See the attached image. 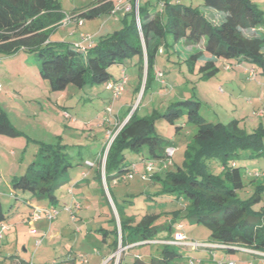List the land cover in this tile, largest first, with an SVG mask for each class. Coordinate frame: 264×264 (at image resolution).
Instances as JSON below:
<instances>
[{"label":"trees","instance_id":"obj_1","mask_svg":"<svg viewBox=\"0 0 264 264\" xmlns=\"http://www.w3.org/2000/svg\"><path fill=\"white\" fill-rule=\"evenodd\" d=\"M125 1L134 6V0ZM156 2L161 6L154 12L147 9L151 5L149 1H145L141 12L138 2V22L133 10L113 14L115 4L112 0H97L80 12L74 11L69 16L74 21L102 15H114L122 21L119 30L98 36L92 45L81 50L72 43L49 41L48 35L65 19L57 0H0V58L20 52L33 55L40 65L39 78L47 81L50 91L54 92L63 91L68 85L82 89L98 84L107 91L105 86L108 83L118 81L111 79L110 67L136 58L139 82L132 91L134 95L140 90L144 66L146 83L150 84L157 72V56L175 47L174 53L182 52V57H177L183 59L187 71L196 74L198 80L214 77L219 70L218 63H223L229 68L252 70L254 78L250 80L259 78L262 84L256 81L257 84L264 85V18L254 0H202L203 7L211 11L208 14L191 5L173 4L167 0ZM250 32L255 34L247 36ZM167 37L172 39L173 45L166 42ZM199 106L195 100H182L171 104L162 114L152 111L146 116H139L135 109L127 120L122 119L109 145L108 142H100L103 154L98 152L99 156L102 158L106 151L103 167L108 187L110 182L121 181L130 171V166L125 163L126 151L137 153L146 147L148 155L140 161H164V151L172 145L158 136L155 129L158 118L172 124L185 110L187 121L196 127L183 152L182 165L152 173L148 180L160 184V190L146 195H164L172 198V203H180L179 207L127 213L133 203L116 205L112 200L118 214L120 233L109 210L113 227L100 230V242L110 254L119 245L127 248V252H122L117 261L115 257L110 258L106 264H188L192 259L185 261L175 247L191 251L208 250L206 259L210 261L216 254L222 253L226 257L236 252L250 256L252 260L264 261L263 189L252 187L257 180L264 181V169L246 165L264 157V123H258L248 132L237 119L226 124L207 122L199 114ZM0 135H19L3 112H0ZM188 149L193 151L192 156L188 155ZM70 159L65 145H43L37 159L27 166L24 174L12 178V190L46 200L45 205L34 208L56 210L59 200L55 193L67 182V173L72 168ZM212 160L219 162L216 172L210 171ZM95 162L88 171L96 180L95 186H100L102 162L101 159L97 165ZM23 201L26 203L28 198H23ZM66 207L62 205V209ZM33 209L25 220L31 218ZM8 220L0 203V224H9ZM184 221L206 228L208 242L191 240L194 245L167 244L175 240L176 234L184 233ZM186 239L189 241L187 236ZM151 244L162 245L155 257L146 259L131 253ZM12 264L25 263L14 259Z\"/></svg>","mask_w":264,"mask_h":264},{"label":"rangeland","instance_id":"obj_2","mask_svg":"<svg viewBox=\"0 0 264 264\" xmlns=\"http://www.w3.org/2000/svg\"><path fill=\"white\" fill-rule=\"evenodd\" d=\"M95 1L97 0H57L65 19L48 35L49 41L84 47L89 43L84 42L82 36H89L94 42L98 36L119 30L122 21L114 15L77 21L69 18L74 11L83 10ZM139 1L141 12L144 11L145 1L151 4L147 7L150 12L159 10L161 6L156 0H137L136 4ZM167 1L198 7L204 14L211 12L203 7L202 0ZM113 2L116 5L118 0ZM254 2L264 18V0ZM138 16L135 15L137 22ZM262 31L264 32V26ZM254 34L250 32L247 36ZM166 42L171 45L174 43L170 37L166 38ZM175 50V47H170L168 52L156 58L159 68L156 71L163 74L164 84L157 81L156 72L154 80L150 84L146 83L144 66L140 90L134 96L132 91L139 82L136 58L125 60L121 65L111 66V79L117 80L124 71L128 81L118 99H113L110 92L103 91L101 84L82 89L68 85L63 91H50L49 83L39 78L40 65L33 55L20 52L14 56L6 55L0 58V112L6 115L9 123L19 132L16 137L0 135V203L9 217V224L17 228L10 236L3 233L0 240V264H12L16 254H19L20 260L25 264H71L72 261L78 264L76 256L79 252L88 261L87 264H104L108 253L104 243L100 242V230H110L113 227L111 214L120 233L118 214L112 200L116 205L133 203L130 209L126 210L127 213L157 210L158 207H179L180 203H172V198L164 195H146L160 190V184L141 181L138 176L144 172L140 159L148 155L146 147H142L137 153L126 151L124 157L127 165H134L138 175L132 180L110 182L108 187L102 180L104 167L100 172L102 183L95 186L93 174L84 165L85 160L92 163L96 160L97 165L101 158L99 154L103 152L100 142H109L108 135H113L121 126L122 119H128L129 113H134L135 109L139 116L149 115L152 111L162 114L171 104L192 99L199 102V114L207 122L226 124L232 119H237L240 126L248 132L258 123H264V85L260 86L256 82L260 81L262 84L261 79L250 80L244 68L233 67L226 70V65L218 63L219 70L214 77L205 81L198 80L196 74L187 71L183 59L177 57H182V52L176 54ZM255 70L258 71L256 68ZM144 87L145 94L142 96ZM97 93L102 94L100 96ZM181 114L172 124L163 118L155 121L158 136L176 149L167 170L182 165L185 147L196 132V127L187 121L186 111L183 110ZM250 120L253 121L252 124ZM56 143L66 146L72 163L66 184L55 193L59 200L56 207L57 217L50 223L41 219L33 223V226L26 222L21 223L20 217L35 206L45 205L46 200L33 197L27 192L12 190L11 180L24 174L27 166L37 159L43 145L52 146ZM191 154L193 151L188 149V155L192 156ZM218 163L217 160H212L209 164L210 171L216 172ZM246 165L264 169V157L247 162ZM155 168L154 173L163 170L161 164ZM82 174L86 176L83 177ZM253 186L263 189L261 199L264 203V181L257 180ZM67 187L73 190L72 195L68 194ZM23 198H28V201L25 203ZM75 199H79L78 204H82L80 209H62V205L72 206L73 202H77ZM73 216L78 220H73ZM182 225L189 241L208 242L209 233L206 228L190 224L188 221H184ZM28 228L35 229L37 234H29ZM37 241H41L40 245H37ZM93 248L97 249L98 255L92 253ZM175 248L185 261L189 258L195 262L204 260L203 264H213L212 260L206 259L208 250ZM161 249V244H151L134 249L131 253L147 259L157 256ZM126 250L127 248L119 245L113 253L116 254L115 260H118L122 252L126 253ZM240 257L241 254L236 252L232 259L236 264H243ZM66 261L67 263H63ZM251 264H264V261L262 263L261 260H252Z\"/></svg>","mask_w":264,"mask_h":264},{"label":"built area","instance_id":"obj_3","mask_svg":"<svg viewBox=\"0 0 264 264\" xmlns=\"http://www.w3.org/2000/svg\"><path fill=\"white\" fill-rule=\"evenodd\" d=\"M137 0H134V6L129 5L130 3L125 2L124 3L122 1H118L116 5H114V9H113V14L118 13V12H122V13H128L130 11H134V14L137 16L139 15L138 12V3L136 4ZM69 22V21H68ZM82 40L84 42H88V45H92L93 41L92 38L89 36H82ZM87 45V46H88ZM79 48L81 50H83V46L80 45H76L75 48ZM226 70L230 69L228 66L225 67ZM247 75L249 77V79H253L254 78V73L252 70H246ZM155 77L157 78V81H160L161 84H164V81L162 80L163 78V74L156 72L155 73ZM127 84V77L124 74V71H122V76L120 78H118V81L116 83H108L105 86V89L111 93V96L113 99H118L121 94L124 92V87ZM120 128V127H119ZM119 130V129H118ZM118 130L113 134V135H108L109 138V142L108 145L112 142V140L114 139L115 135L117 134ZM106 152V151H105ZM104 152V155L101 159L102 162V168L104 166V160H105V155L106 153ZM176 149L174 146H169L165 149L164 151V155L165 159L163 162L157 163L154 161L149 160H143L141 161V163L144 166V172L140 175H138L136 168L134 167V165H130V171L122 178L123 181H127V180H132L134 178L135 175H138L141 181H148L149 177L152 173H154V170L156 169V165L161 164L163 170L168 166V163L170 162V159L172 158V156L175 154ZM84 165L85 167L92 168L94 166V163L85 160L84 161ZM83 177L86 176V174H82ZM264 177V175H263ZM102 180L103 183L105 182V178L104 175L102 176ZM68 194L72 195V189H68ZM73 208H75L76 210H78L80 208V205L73 203L72 206L70 207H66L65 209H67L68 211H72ZM57 211L53 208H40V207H36L33 209L32 214H31V218L29 220H25L26 223H28L29 225H32L33 223L41 220V219H45L47 220L49 223L52 222L54 219H56V215H57ZM74 216H73V220H74ZM8 226L6 224H0V240L3 237V233L4 231L8 230ZM30 232V234L35 235L37 234V231H35V229L31 228L30 230H28ZM41 241H37V245H40ZM153 243V242H151ZM167 244L169 245H182V244H187V245H194L193 242L191 241H187L186 236L184 233H178L175 236V240L171 241V242H167ZM214 247H218L217 245H214ZM242 251H246L245 249H240ZM116 254H112V257H115ZM215 256V255H214ZM214 256H212V262L213 264H236L235 261L227 258V257H221V258H214ZM76 258L78 259V261L80 262V264H87V261L85 260L83 255H77ZM188 264H198L195 261L190 260L188 262Z\"/></svg>","mask_w":264,"mask_h":264},{"label":"crops","instance_id":"obj_4","mask_svg":"<svg viewBox=\"0 0 264 264\" xmlns=\"http://www.w3.org/2000/svg\"><path fill=\"white\" fill-rule=\"evenodd\" d=\"M102 1V0H101ZM113 1V0H112ZM118 1H122L123 3H124V0H118ZM88 7V6H87ZM86 7V8H87ZM86 8H84V9H86ZM83 9V10H84ZM80 11H82V10H79V11H77V12H80ZM76 21V20H75ZM157 67V66H156ZM239 68V67H238ZM157 70H159V68L157 67ZM245 73V72H244ZM237 76H238V74H236ZM127 83H128V81H127ZM132 96H134V95H132ZM257 118V117H256ZM121 119V118H120ZM258 119V118H257ZM250 122H251V124L253 123V121L252 120H250ZM173 146V145H172ZM72 193H73V190H72ZM83 195H84V193H82ZM75 201H77V202H73V203H76V204H78V201H79V199H75ZM73 203H72V205H73ZM78 205H80V207H82V204H78ZM80 209V208H79ZM27 217V214L26 215H24L23 217H20V221H21V223H24L25 224V218ZM80 220H81V218H79ZM74 220L75 221H77L78 220V218L76 219V218H74ZM36 223V222H35ZM9 228H8V230H6V231H4L5 233H8V235L7 236H10L11 234V232H13V231H16V227H14V226H12V224H6ZM29 226V225H28ZM33 226V225H32ZM28 230H30L29 228H28ZM27 230V231H28ZM28 233L30 234V232L28 231ZM32 235V234H31ZM105 250L107 251V260H105L104 261V264H106L107 263V261L111 258V255L112 254H110V252L108 251V249H107V247L105 246ZM23 251L25 252V248H23ZM92 253H95V254H97L98 255V251H97V249H92ZM79 255L81 254V255H83L81 252H79L78 253ZM235 254H229V255H227L226 257L227 258H230L231 260H233V261H235L234 259H232V257L234 256ZM221 257H224V254H222V253H219V254H216L215 256H214V258H221ZM14 259H18V260H20V257H19V254H16L15 255V258ZM240 262L241 263H243V264H251L252 263V260H250L248 257H245V256H241L240 257ZM21 261V260H20ZM259 261V260H258ZM23 262V261H22ZM77 262H78V264H80V262L77 260ZM203 262H204V260H202V261H197V263L198 264H203ZM236 262V261H235ZM262 263H263V261H261ZM87 263H88V261H87ZM238 264V263H237Z\"/></svg>","mask_w":264,"mask_h":264},{"label":"water","instance_id":"obj_5","mask_svg":"<svg viewBox=\"0 0 264 264\" xmlns=\"http://www.w3.org/2000/svg\"><path fill=\"white\" fill-rule=\"evenodd\" d=\"M132 113H129V115H131ZM127 120V119H126ZM109 199V198H108Z\"/></svg>","mask_w":264,"mask_h":264}]
</instances>
